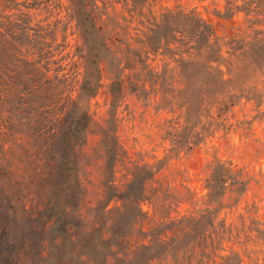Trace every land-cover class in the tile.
Here are the masks:
<instances>
[{
  "label": "trees",
  "instance_id": "obj_1",
  "mask_svg": "<svg viewBox=\"0 0 264 264\" xmlns=\"http://www.w3.org/2000/svg\"><path fill=\"white\" fill-rule=\"evenodd\" d=\"M65 1L0 0V159H12L19 146L37 162L32 173L46 190L41 207L56 231L54 244L64 237L75 242L71 229L80 224L85 256H100L99 264H262V249L249 245H264V219L259 204L245 198L253 183L264 186L263 170L215 156L204 168L203 194L155 181L160 159L128 160L118 180L127 150L116 109L96 122L103 148L95 159L103 167L96 205L81 172L96 121L91 101L104 86L114 106L129 88L170 114L164 123L170 151H189L230 132V113L242 102H255L263 116L264 0H226L217 8L225 18L245 14V25L231 36L220 35L195 7ZM40 7L54 22L38 19ZM69 29L76 45L64 54Z\"/></svg>",
  "mask_w": 264,
  "mask_h": 264
},
{
  "label": "rangeland",
  "instance_id": "obj_2",
  "mask_svg": "<svg viewBox=\"0 0 264 264\" xmlns=\"http://www.w3.org/2000/svg\"><path fill=\"white\" fill-rule=\"evenodd\" d=\"M225 1L155 0V8L160 10L164 6L177 5L195 7L203 17L216 26L220 35L231 36L238 27L245 25V14L240 13L234 18L219 16L216 10L222 8ZM37 12L38 19H46L49 16L47 20L54 22L56 18L54 15L50 16V12L42 7ZM71 32L72 29L67 32L70 46L64 50V54L75 49L76 37ZM58 41L63 42L61 33ZM61 48L63 49V46ZM67 62L68 60H63L64 64ZM108 88L104 86L91 101L96 121L90 128L89 140L82 151L85 164L81 174L90 182L88 195L93 205L97 203L100 178L103 176V167L95 160L101 158L103 152L100 143L101 131L96 122L108 118L116 109L121 117L118 133L127 150V157L119 166L118 180H124L123 174L128 160L139 159L151 162L162 160L155 181H168L181 188L187 186L199 194L206 192V189H203L204 168L208 160L215 156L232 158L240 164L264 171V115L258 114L255 102H242L233 109L230 113V122L234 123V126L230 132L221 130L191 150L179 152L170 151L172 144L170 140L164 138V123L170 114L158 111L154 104L146 102L143 97H138L129 88L126 89L122 100L117 103L118 107L114 106L112 95L107 92ZM239 121H250L251 125L246 123L247 128L244 129L238 127ZM10 155L12 159H0V264H99L100 256H85L88 251L87 235L80 224L73 225L71 229L75 242L64 237L62 244L58 246L54 244L56 231L46 224L48 212L41 207L46 190L39 187L37 177L32 173L38 164L33 158L27 157L30 151L27 153L23 147H13ZM46 164L47 162L45 166ZM20 178L25 181L27 189L21 187L18 182ZM245 199L248 203L259 204L258 215L264 219V186L259 187L253 183ZM87 206L86 204L81 207L83 211L88 210ZM186 207L187 205L183 206L182 210ZM144 209H151V205L145 203ZM237 214L236 212L233 216L240 223ZM226 245L228 248L240 250L236 243L227 242ZM249 248L262 249L259 255L264 256V245L250 244ZM245 258L247 262L250 261L248 256ZM261 262L264 264V260Z\"/></svg>",
  "mask_w": 264,
  "mask_h": 264
}]
</instances>
